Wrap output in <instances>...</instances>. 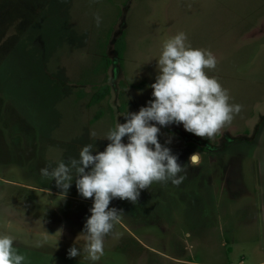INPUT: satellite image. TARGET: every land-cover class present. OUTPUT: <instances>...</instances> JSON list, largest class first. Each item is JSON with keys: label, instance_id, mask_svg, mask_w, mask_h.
Instances as JSON below:
<instances>
[{"label": "rangeland", "instance_id": "1", "mask_svg": "<svg viewBox=\"0 0 264 264\" xmlns=\"http://www.w3.org/2000/svg\"><path fill=\"white\" fill-rule=\"evenodd\" d=\"M180 31L214 55L205 71L240 111L210 141L161 128L181 165L197 151L201 162L179 186L111 200L121 219L96 264H264V0H0V233L27 264H90L66 252L91 198L39 169L88 143L102 151L122 114L152 98L161 45ZM102 57L111 63L96 69Z\"/></svg>", "mask_w": 264, "mask_h": 264}, {"label": "clouds", "instance_id": "2", "mask_svg": "<svg viewBox=\"0 0 264 264\" xmlns=\"http://www.w3.org/2000/svg\"><path fill=\"white\" fill-rule=\"evenodd\" d=\"M216 64L211 52L192 47L186 34L177 32L162 43L156 58L157 74L150 85L152 98L138 111L122 114L124 122H117L104 134L108 143L102 151L88 143L67 162L39 169L40 176L54 180L63 193L74 180L78 194L92 200L81 232L83 245L76 243L80 234L67 249L68 258L79 256L96 264L104 255L105 237L120 223L122 212L109 207L111 200L136 204L141 191L151 184L179 186L186 178V169L200 164L197 151L181 165L167 146L171 137L161 144L158 133L162 127L176 124L210 141L231 122L240 105L229 103L227 90L205 71L215 69ZM89 135L95 138V133ZM14 241V236L0 233V264H27Z\"/></svg>", "mask_w": 264, "mask_h": 264}, {"label": "trees", "instance_id": "3", "mask_svg": "<svg viewBox=\"0 0 264 264\" xmlns=\"http://www.w3.org/2000/svg\"><path fill=\"white\" fill-rule=\"evenodd\" d=\"M122 48H123V40H122V35H120V37L116 40V43H115V50H116V53H117L118 61L120 59H122V57H121ZM110 63H111V61L108 58L102 57L101 61L99 62V64H98L96 69H99V68H101L102 70L106 69V67ZM108 92H109V89H108L107 85L100 86L93 93L92 98H91V103H97V102L101 101L105 97V95L108 94Z\"/></svg>", "mask_w": 264, "mask_h": 264}]
</instances>
